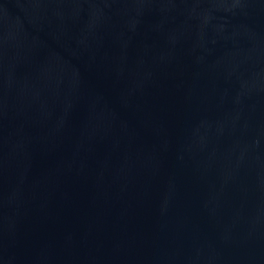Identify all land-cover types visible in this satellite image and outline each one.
Listing matches in <instances>:
<instances>
[{"label":"water","instance_id":"95a60500","mask_svg":"<svg viewBox=\"0 0 264 264\" xmlns=\"http://www.w3.org/2000/svg\"><path fill=\"white\" fill-rule=\"evenodd\" d=\"M0 264H264V0H0Z\"/></svg>","mask_w":264,"mask_h":264}]
</instances>
